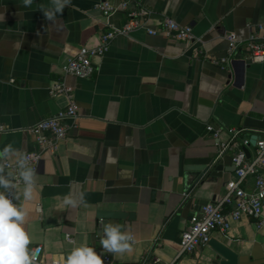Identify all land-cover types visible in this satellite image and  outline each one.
I'll list each match as a JSON object with an SVG mask.
<instances>
[{"label": "crops", "instance_id": "obj_1", "mask_svg": "<svg viewBox=\"0 0 264 264\" xmlns=\"http://www.w3.org/2000/svg\"><path fill=\"white\" fill-rule=\"evenodd\" d=\"M120 1L71 0L54 26L40 8L50 7V0H34L30 7L23 0H0V152L11 145L0 165L35 151L29 129L67 109L65 95H50L54 84L72 89L79 114L57 151L42 156L32 199H24V188L15 191L27 213L29 249L41 246L45 264H66L80 246L104 255L101 224L111 221L130 231L134 243L105 264H153L154 256L162 264H214L217 255L209 246L181 254L179 240L191 218L234 178L235 150L220 153L230 131H241L237 142L248 148V161L256 147H244L243 140L264 141V64L248 60V42L264 26V0H134L131 11H151L150 27L159 29L170 18L191 28L195 39L178 42L138 30L115 38L103 57L93 58L90 78L65 75L81 48H98L111 27L127 22L124 11L106 18L98 8ZM230 33L241 42L238 54L217 64L228 56ZM209 126L215 131L208 132ZM211 163L222 166L220 178L204 175L192 186V177L185 179L186 168ZM254 182L247 177L243 189L251 192ZM47 186L67 192L46 197ZM66 197L81 203L73 208ZM100 211L132 217L100 220ZM212 238L237 254L239 264H264V227L254 220L232 222Z\"/></svg>", "mask_w": 264, "mask_h": 264}, {"label": "built area", "instance_id": "obj_2", "mask_svg": "<svg viewBox=\"0 0 264 264\" xmlns=\"http://www.w3.org/2000/svg\"><path fill=\"white\" fill-rule=\"evenodd\" d=\"M134 0H121L118 6H112L108 2H101L98 8L102 14L108 18L111 15L124 11L127 13V22L120 27H111L110 31L104 34L100 40V46L96 49L81 48L79 52L69 60L64 67L63 72L80 80L90 78L95 68L92 59L103 57L109 50L111 42L117 37H126L138 30H145L150 36L163 35L178 42H191L195 38L192 29L177 24L170 18H164L160 22L159 29H154L148 25L151 11L140 7L134 11L129 9V4ZM228 43L227 58L222 59L217 64H227L238 54L241 42L235 33L226 36ZM250 55L248 60L251 64H264V26L258 27V34L251 37L248 42ZM50 95L53 97L65 95L69 104L67 109L58 114L38 122L29 129V133L36 142V150L26 152L16 161H4L0 168L6 178L11 179L17 187L11 190V195L15 196V191L24 188L23 181L19 175L23 169L20 167L22 161L25 167L29 164L35 169L37 175L39 164L45 153L53 154L57 151L58 144L64 141L68 131L76 127V121L79 118L78 106L73 99L72 89L64 83H56L50 88ZM2 132L3 130L0 129ZM208 132H214V128L207 127ZM231 140L228 145H222L221 154L225 150H235L232 157L234 166V178L226 182L224 194L217 200L202 206L190 220L188 228L182 232L179 240L181 254H193L198 250L208 246L213 233L218 231L225 233L229 230L232 222H238L243 218L254 220L258 229L264 227V141L256 142V153L253 160L248 161L245 151L238 146L237 138L241 131L231 130ZM244 147L250 146V140L245 139L242 142ZM9 173L11 176L9 177ZM249 176L255 177L254 188L251 192L243 189V183ZM16 203V200H14ZM66 240L73 243V239L66 236ZM134 243L130 242V245ZM39 249L34 264H45L43 259V248L35 246L31 250ZM103 256L104 262L110 263L111 253ZM153 264H162L159 257H152ZM51 264H60L52 261Z\"/></svg>", "mask_w": 264, "mask_h": 264}, {"label": "clouds", "instance_id": "obj_3", "mask_svg": "<svg viewBox=\"0 0 264 264\" xmlns=\"http://www.w3.org/2000/svg\"><path fill=\"white\" fill-rule=\"evenodd\" d=\"M34 0H23L24 7H30ZM72 6L71 0H50V7L40 6L44 18L54 26H58L60 21L58 15L62 16L66 7ZM11 151V145L6 146L0 156L7 155ZM23 169L19 175L24 184L23 197L31 200L36 186L35 169L25 162L20 163ZM0 168V173H3ZM9 177L11 173L8 174ZM17 185L4 175H0V264H34L39 249L30 250L32 243L30 235L25 230L27 213L23 207L14 200H19V195L12 196L11 190ZM66 205L77 207L81 201L66 197ZM130 231H121V226L109 222L101 224L100 245L103 251L115 254H122L130 251V242L133 241ZM66 264H105L103 256L93 247L80 246L71 250L66 258Z\"/></svg>", "mask_w": 264, "mask_h": 264}, {"label": "water", "instance_id": "obj_4", "mask_svg": "<svg viewBox=\"0 0 264 264\" xmlns=\"http://www.w3.org/2000/svg\"><path fill=\"white\" fill-rule=\"evenodd\" d=\"M242 63V62H240ZM207 106H211V103H205ZM259 140L257 136H254L250 141V146L255 148L256 142ZM247 158H251V154L248 148L244 149ZM212 166V168H211ZM223 168L221 165L214 166L213 163L206 166H200L196 168H186L185 179H189L192 177L191 186L196 184H201L203 181L204 175H209L212 178H220L221 172ZM189 181V180H188ZM203 184V183H202ZM67 192L66 188L57 187V186H47L43 190V196L52 197L56 195H62ZM98 219L100 220H109V219H117V220H125L127 218H131L132 214H126L118 211H100L97 214ZM208 246L216 253L217 260L214 264H239V257L232 250H230L227 246L218 242L215 239H211Z\"/></svg>", "mask_w": 264, "mask_h": 264}]
</instances>
